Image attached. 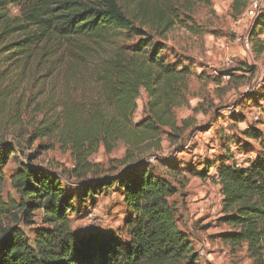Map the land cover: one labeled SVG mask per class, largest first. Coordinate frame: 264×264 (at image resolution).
Instances as JSON below:
<instances>
[{"label": "trees", "instance_id": "obj_1", "mask_svg": "<svg viewBox=\"0 0 264 264\" xmlns=\"http://www.w3.org/2000/svg\"><path fill=\"white\" fill-rule=\"evenodd\" d=\"M211 2L0 0V132L24 131L28 141L51 137L70 148L75 166L68 172L79 184L75 196L53 170L25 163L15 177L21 199L11 207L3 198L1 167L16 148L0 138V218L22 214L32 225L35 211L44 214L32 241L18 225L0 223V264H198L170 202L187 184L189 170L173 164L172 155L157 157L158 164L144 156L161 150L165 132L174 151H183L194 119L179 124L176 109L188 104L192 71L173 50L175 59L168 55V34L178 24L196 31L194 7ZM248 2L233 0V10L240 14ZM256 51H264L263 42ZM142 93L144 117L135 121ZM120 142L126 147L122 168L97 173L90 156L102 144L112 150ZM231 158L208 160L193 173L207 177L217 170L221 219L237 228L222 240L264 251V150L249 166ZM159 164L164 173L156 172ZM113 187L128 210L129 239L103 230L77 235L69 216L75 200Z\"/></svg>", "mask_w": 264, "mask_h": 264}, {"label": "rangeland", "instance_id": "obj_2", "mask_svg": "<svg viewBox=\"0 0 264 264\" xmlns=\"http://www.w3.org/2000/svg\"><path fill=\"white\" fill-rule=\"evenodd\" d=\"M252 1L240 14L233 10V0L197 4L192 12L197 30L178 24L168 34V55L175 59L170 53L173 50L192 71L188 104L176 109L178 123L193 118L194 128L190 127L184 135L183 151H174L165 132L161 150H151L144 159L158 164L157 157L172 155L173 164L185 165L190 171L186 173L187 184L170 202L177 207L179 227L188 234L199 255L198 264H264L263 250L252 249L247 242L233 246L222 240L223 234L237 228L221 219L223 195L216 168L207 177L193 173L203 170L208 160H218L225 154L233 155L228 162L236 160L241 166H249L264 150V51H256L260 42L264 44V21L258 23V18L264 15V0H260L257 12L250 15L247 9ZM9 9L12 14L19 13V8L13 5ZM227 70L231 74L222 76L221 72ZM146 100V94L142 93L135 121L144 117ZM28 137L20 130L0 132V138L13 140L16 148L1 167L3 198L11 207L20 202L15 177L25 163L53 170L60 176L66 192L77 196L78 180L68 172L75 166L72 150L51 137H34L32 141ZM35 152L31 158L29 155ZM125 156L126 147L120 142L112 150L102 144L89 160L96 165V172L103 174L120 170ZM164 171L161 164L156 167L158 174ZM74 204L69 216L77 235L103 230L129 239L128 210L117 188L104 189L96 197L82 202L75 200ZM43 216L41 210L35 211L34 223L28 225L22 214L15 219L9 213L0 218V223L18 225L32 241L35 228L43 225Z\"/></svg>", "mask_w": 264, "mask_h": 264}, {"label": "built area", "instance_id": "obj_3", "mask_svg": "<svg viewBox=\"0 0 264 264\" xmlns=\"http://www.w3.org/2000/svg\"><path fill=\"white\" fill-rule=\"evenodd\" d=\"M259 5H260V0H253L249 8L247 9V13L250 15L255 14L257 10L259 9Z\"/></svg>", "mask_w": 264, "mask_h": 264}, {"label": "crops", "instance_id": "obj_4", "mask_svg": "<svg viewBox=\"0 0 264 264\" xmlns=\"http://www.w3.org/2000/svg\"><path fill=\"white\" fill-rule=\"evenodd\" d=\"M173 49V48H172Z\"/></svg>", "mask_w": 264, "mask_h": 264}]
</instances>
